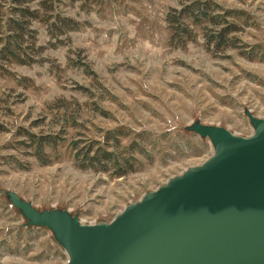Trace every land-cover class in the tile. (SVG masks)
Wrapping results in <instances>:
<instances>
[{
	"label": "rangeland",
	"instance_id": "374dc122",
	"mask_svg": "<svg viewBox=\"0 0 264 264\" xmlns=\"http://www.w3.org/2000/svg\"><path fill=\"white\" fill-rule=\"evenodd\" d=\"M193 1L237 24L232 45L215 44L222 16L183 18L193 40L181 44L187 32L170 15ZM19 7L42 11L19 38L33 60L0 58V264L68 256L48 227L24 224L6 190L84 223L109 222L211 156L212 142L185 125L200 119L248 136L244 110L264 117V0H0V15ZM30 133L52 136L41 159ZM89 145L128 157L127 172L80 168L75 152Z\"/></svg>",
	"mask_w": 264,
	"mask_h": 264
},
{
	"label": "water",
	"instance_id": "95a60500",
	"mask_svg": "<svg viewBox=\"0 0 264 264\" xmlns=\"http://www.w3.org/2000/svg\"><path fill=\"white\" fill-rule=\"evenodd\" d=\"M244 114L250 135L200 119L185 125L212 154L129 202L109 222L66 208H37L6 190L29 226L48 227L61 264H264V117Z\"/></svg>",
	"mask_w": 264,
	"mask_h": 264
},
{
	"label": "trees",
	"instance_id": "16d2710c",
	"mask_svg": "<svg viewBox=\"0 0 264 264\" xmlns=\"http://www.w3.org/2000/svg\"><path fill=\"white\" fill-rule=\"evenodd\" d=\"M19 8L20 9L18 12H14L10 17L7 16L4 18V16L0 15V24H4L6 26L5 35H0V58L2 57L11 61L15 60L18 62H23V64H27L31 62L33 58L27 57L26 59H23L22 51H20L21 46H19V38H24L25 29L23 28L25 25H29L31 23V17L34 19H37L38 17L41 18L40 11L42 10L40 8L30 9L29 7ZM43 8L49 11L51 6H43ZM177 14V16L170 15L169 21L175 23V29H180V27H183V30L187 32L185 37L183 34L178 37V40H180L181 44H185L189 39L193 40V36L190 34V29L187 27L186 20H182L183 18H191L193 16V20L195 21L212 19L215 23H219V20L217 19L222 16L221 18L226 24L223 26L222 30H220L218 37L215 36V44L217 47H220L227 45V43L232 45L235 42L234 37L228 38L227 34L232 32V30L237 27V24H235L233 21L228 22V20H226V16L221 13H212L209 15L206 11V5L202 7L199 1H193L191 5L188 4L183 6V8L177 12ZM66 19L73 22L72 25H69V22L67 25L71 28H75L74 26H76V22L72 18ZM28 136L34 139L33 143L37 144L36 148L39 149L37 155L39 159H41L40 153L43 151L42 146L46 143H50L52 136L50 134H46L43 135V137H36L32 133L28 134ZM73 143L76 144L77 142L74 141ZM75 160L78 161L80 168L92 167V169L98 168L106 171L110 167H117L118 176H122L127 172L124 165L125 163H129L130 159L126 156L118 157L112 149H107L104 146L98 145L94 149L93 146L89 145L84 147L82 146L81 149L75 152Z\"/></svg>",
	"mask_w": 264,
	"mask_h": 264
}]
</instances>
